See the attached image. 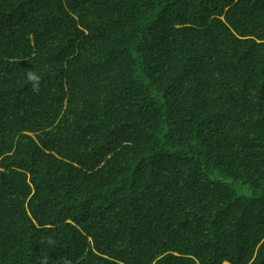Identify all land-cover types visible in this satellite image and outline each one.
<instances>
[{
    "label": "trees",
    "instance_id": "obj_1",
    "mask_svg": "<svg viewBox=\"0 0 264 264\" xmlns=\"http://www.w3.org/2000/svg\"><path fill=\"white\" fill-rule=\"evenodd\" d=\"M0 264H264V0H0Z\"/></svg>",
    "mask_w": 264,
    "mask_h": 264
},
{
    "label": "clouds",
    "instance_id": "obj_2",
    "mask_svg": "<svg viewBox=\"0 0 264 264\" xmlns=\"http://www.w3.org/2000/svg\"><path fill=\"white\" fill-rule=\"evenodd\" d=\"M27 78L28 80L33 84V88L35 89L36 87H38V84H39V76L35 73V72H32V71H29L27 73Z\"/></svg>",
    "mask_w": 264,
    "mask_h": 264
},
{
    "label": "rangeland",
    "instance_id": "obj_3",
    "mask_svg": "<svg viewBox=\"0 0 264 264\" xmlns=\"http://www.w3.org/2000/svg\"><path fill=\"white\" fill-rule=\"evenodd\" d=\"M239 194L242 196H245L246 198H251V193L249 192V190L245 186H242L240 188Z\"/></svg>",
    "mask_w": 264,
    "mask_h": 264
}]
</instances>
